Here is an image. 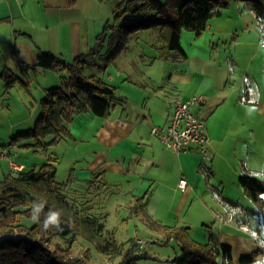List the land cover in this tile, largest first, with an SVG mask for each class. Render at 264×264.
Wrapping results in <instances>:
<instances>
[{"label":"crops","instance_id":"obj_1","mask_svg":"<svg viewBox=\"0 0 264 264\" xmlns=\"http://www.w3.org/2000/svg\"><path fill=\"white\" fill-rule=\"evenodd\" d=\"M92 4L93 0H0V91L4 85L6 101L16 106L18 115H30L32 108L40 112L45 90L60 85L58 73L38 66V54L68 60L65 55L81 51L86 32L71 26L76 27L77 14H86ZM255 24L245 3L232 2L201 35L183 31L186 56L172 57L167 81L158 82L151 74L128 76L126 81L132 83L119 93L126 101L109 117L90 111L76 115L69 140L75 185L104 172L107 185L132 198L130 209L146 196L149 216L167 226L188 227L198 242L212 236L218 244L230 245L233 260L235 255L259 252L240 202L246 195L240 184L244 173L264 185V46ZM8 72L18 80L7 89ZM35 82L40 87L32 91ZM17 84L25 86L22 98L15 96ZM178 95L205 98L211 149L205 161L197 151L177 154L165 149L151 133L152 127L168 123ZM91 131L96 132L92 137ZM81 145L83 151L78 150ZM181 178L189 182L186 191L179 188ZM220 205L224 212L218 210Z\"/></svg>","mask_w":264,"mask_h":264},{"label":"trees","instance_id":"obj_2","mask_svg":"<svg viewBox=\"0 0 264 264\" xmlns=\"http://www.w3.org/2000/svg\"><path fill=\"white\" fill-rule=\"evenodd\" d=\"M121 10L117 14L118 22L113 27L110 41V58L115 59L126 48L129 35L140 30L158 29L163 48L161 58H183L185 52L181 46L184 30L201 35L210 21L222 15L232 2H243L252 12L263 14L264 0H121ZM140 17V18H137ZM117 47V48H116ZM109 55V54H108ZM90 65L86 58L78 57L66 62L52 53L40 52L38 66L45 70L67 73L61 86L45 90L40 101L41 114L35 126L19 132L18 137L31 139L35 152L47 151L48 147L59 144L72 137L70 124L78 114L90 111L102 118L109 117L113 108L124 102L117 95L116 88L96 76H86L85 69ZM6 88L18 80L13 73L4 75ZM18 138L12 139V142ZM1 143V142H0ZM56 159L49 160L38 168H25L16 174L8 173L0 177V236H12L0 242V264H84L71 256L72 245L79 237L84 243H98V250L110 257L123 256L119 264H139L147 257L138 253L140 246L130 241L127 250L115 241L102 245L98 240L106 224L92 216L91 207L84 202L70 199L67 189L75 188V179L68 183L57 180ZM104 172L94 174L93 181L104 180ZM74 179V181H73ZM87 184L81 185L84 187ZM240 184L247 196L255 203L254 211L264 215V185L249 174L244 173ZM148 198L137 199L131 211L135 215H144L153 231L163 234L162 242L175 241L180 254L174 264H223L233 263V249L227 244H218L210 237L206 243L195 240L188 227L167 226L146 213ZM15 237H20L16 239ZM69 241L67 247L60 245L52 249L53 238ZM85 243V244H86ZM87 244V245H88ZM258 257V251L241 258V264H252Z\"/></svg>","mask_w":264,"mask_h":264},{"label":"rangeland","instance_id":"obj_3","mask_svg":"<svg viewBox=\"0 0 264 264\" xmlns=\"http://www.w3.org/2000/svg\"><path fill=\"white\" fill-rule=\"evenodd\" d=\"M161 2L164 3L166 0ZM121 3V0H93V4L86 14H77L79 17L76 21L77 28L71 26V28L76 30H80V27L83 28L84 32H86V36L84 37L86 38V44L81 47V51L78 49L71 52V55H69L70 53L65 55L68 60L58 56L66 62H73L76 58L82 56L86 58L90 63L85 70L87 76H98L104 79L105 82L116 88L118 96H120V92L128 88L126 86L127 83H132V81H126L128 76L138 78L139 75L151 74L158 82L163 79V82H165L173 66L172 58L168 60L161 58L160 50L163 48V44L158 29L140 30L130 34L126 48L121 50L114 60L110 58V41L114 32L113 27L118 22L116 16L121 10L119 6ZM41 22L44 23L45 21H39L40 24ZM153 62L154 65H152ZM58 74L61 77V83L58 86H61L63 77H68V74ZM45 81L44 78L43 82ZM39 82H42V79H39ZM17 85L14 88L15 96L22 98L24 97L25 86L23 84ZM39 87V83L35 82L31 89L35 91ZM7 95L3 85L0 91V142L2 144H13L15 162L18 164L24 163L28 168L33 169L42 166L52 157L56 159L57 180L59 183H68L72 178L75 179L72 171L74 167L71 162L74 148L70 146V139L62 140L59 144L48 147L47 151L40 150L35 152L31 147L24 146L31 144L33 140L19 138V132L21 130H29L35 126V122L41 114V109L39 112L37 108H32L29 112L30 115H18L16 106L8 105L10 102L6 101ZM123 99L126 101L124 97ZM12 104H16V102L13 101ZM25 119L26 122L19 123V121ZM95 133L91 131L88 135L92 137ZM14 138L18 139L13 143L12 139ZM83 147L81 145L78 150L82 148L81 151H83ZM8 168H10L9 162L0 160L1 178L9 173ZM75 188L79 190L71 191L69 188L66 190L69 198L74 199L76 197L79 204L80 202H84L85 205L87 204V208L91 207L92 216L98 217L106 224L98 240L102 245H105L107 240L115 241L123 247L124 252V250L129 248V242L135 241L140 246L138 253L147 256L140 260L139 264H174V260L180 254L179 245L175 241H170L169 243L162 242L163 234L160 231H153L144 219L143 214H133L129 208L131 197L124 198L116 192L114 187L111 188L107 185L104 180L101 183L95 182L92 185L87 184L84 187H81V184H76ZM240 202L243 204L244 210H246L245 213L248 215L246 221H248L249 228L253 231L251 235L253 239L255 237L259 244L256 247V250H260L258 257L252 264H264V215L254 211L257 209L256 205L247 194ZM218 210L224 212L223 206H218ZM194 239L197 240L196 238ZM140 241L145 243L142 248L139 244ZM203 242L206 243L208 241ZM85 243L84 238L82 236L79 237L78 241L72 245L70 251L71 256L76 258L77 261L83 260L84 264H119L123 259V256L110 257L107 254L101 253L97 248L98 243ZM58 245L67 247L69 241L58 237L53 238L51 243L52 249H56ZM252 252L243 256H250ZM235 256L236 258L231 264H241V255L240 257L239 255ZM218 263L223 264L221 258L218 259Z\"/></svg>","mask_w":264,"mask_h":264},{"label":"built area","instance_id":"obj_4","mask_svg":"<svg viewBox=\"0 0 264 264\" xmlns=\"http://www.w3.org/2000/svg\"><path fill=\"white\" fill-rule=\"evenodd\" d=\"M253 15L256 20L255 29L259 35V42L264 46V12L263 14L253 12ZM204 105L205 98L203 95H195L187 99L178 95L175 98L168 123L164 126L152 127V135L167 150L177 154L197 151L203 161L207 160L211 149L210 141L206 134ZM14 156L13 144L0 143V160L9 162L11 173L23 171L26 167L15 162ZM188 186V180L181 178L179 188L182 191H186ZM139 244L141 248L145 245L143 241H140Z\"/></svg>","mask_w":264,"mask_h":264},{"label":"water","instance_id":"obj_5","mask_svg":"<svg viewBox=\"0 0 264 264\" xmlns=\"http://www.w3.org/2000/svg\"><path fill=\"white\" fill-rule=\"evenodd\" d=\"M7 238H14V237L8 236V235H6V236H0V242L3 241V240H5V239H7ZM15 238L18 239L20 237H15Z\"/></svg>","mask_w":264,"mask_h":264}]
</instances>
